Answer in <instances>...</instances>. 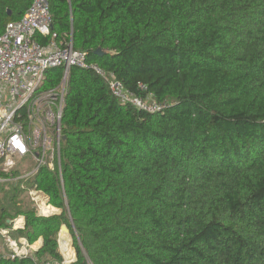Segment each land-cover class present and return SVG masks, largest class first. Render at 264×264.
Wrapping results in <instances>:
<instances>
[{"label": "trees", "instance_id": "trees-1", "mask_svg": "<svg viewBox=\"0 0 264 264\" xmlns=\"http://www.w3.org/2000/svg\"><path fill=\"white\" fill-rule=\"evenodd\" d=\"M32 1L0 0V34ZM50 2L58 39L69 35L89 63L132 92L147 85L166 107L122 103L93 70L72 66L61 168L0 189V226L23 214L17 235L43 244L0 253V264L63 261L64 223L73 264H264V0ZM62 78L49 69L43 88ZM24 181L62 212L15 209Z\"/></svg>", "mask_w": 264, "mask_h": 264}, {"label": "built area", "instance_id": "built-area-1", "mask_svg": "<svg viewBox=\"0 0 264 264\" xmlns=\"http://www.w3.org/2000/svg\"><path fill=\"white\" fill-rule=\"evenodd\" d=\"M50 1L33 0L25 14L8 22L0 34V189L15 178L28 181L42 166L51 170L61 168L62 119L72 66L93 70L122 103L151 113L166 107L165 102L154 98L147 85L139 84L144 95L132 92L98 63H89L87 54L74 48L69 35L58 39L52 30ZM42 38L49 40L43 43ZM57 67L63 69L62 81L56 87L44 89L47 71ZM25 161L31 169L14 178L18 164ZM24 188L29 191L38 215L50 216L52 209H56L49 195L36 185ZM7 224L0 226V237L9 247L6 255L11 259L29 255L32 244L13 234L26 228L25 215L8 218ZM76 256L58 264H73Z\"/></svg>", "mask_w": 264, "mask_h": 264}, {"label": "rangeland", "instance_id": "rangeland-1", "mask_svg": "<svg viewBox=\"0 0 264 264\" xmlns=\"http://www.w3.org/2000/svg\"><path fill=\"white\" fill-rule=\"evenodd\" d=\"M27 165L28 164H27L26 161H25V163L24 162L19 163L18 164V167H17L18 174H16V175L13 174V177L15 178V176H20L22 173H25L26 171H28L29 169H31L30 168L31 166H27ZM15 179L12 180V181L7 182L5 184H10V183H11L10 185H12V184H19V181L21 179H18V180H15ZM10 185L7 188H9ZM23 186L26 187V186H29V185H27V182H25V181L21 183L20 187L23 190L20 193H17L16 194V198L14 199V201L17 202L15 209L19 208L20 207L19 205H22V207H25L26 205H31V206L34 207V202L31 199V195L29 194V191L28 190H25V188ZM4 196H5V194L3 192L2 193L1 200L3 199ZM55 208L56 209H52V214L51 215L60 214L62 212V210L60 208H57V207H55ZM15 211L16 210H12V212H14V213H12L13 215H15V213H16ZM64 233H67V232H65V231L61 232V229H60V231H59V238H58V242H59V252L63 256V261L59 262L56 259H49L47 262H50L52 264H58V263L64 262L65 259L68 258V257L69 258H73L74 257V254L76 256V249L74 247V238H73V236L71 234V230H70V233H68V235H65V237L63 238V242H65L66 245H63V244L61 245V243H60V241L62 240L61 239V237H62L61 234H64ZM16 235H17V233H16ZM15 237H17V236H15ZM40 239L38 241H36L34 244H32V247L31 246L29 247V250H31V253H29V255L32 254V252H35L36 250H38L41 247V244L38 245ZM0 244H1V247H2V249H0L1 255H4V254L6 255V253L9 252V247L4 243V239L1 238V237H0ZM67 245H68V248H69V251L68 252H66L63 249V247H62V246L66 247Z\"/></svg>", "mask_w": 264, "mask_h": 264}, {"label": "water", "instance_id": "water-1", "mask_svg": "<svg viewBox=\"0 0 264 264\" xmlns=\"http://www.w3.org/2000/svg\"><path fill=\"white\" fill-rule=\"evenodd\" d=\"M9 13H11L10 10H9ZM96 53L99 54V55H101V54H103V50L101 48H99L98 50H96ZM63 138L65 139V135H63ZM63 231H65L67 233H70V228L67 226V224H63L61 226V232H63ZM41 239H42L41 240L42 241L41 246H42V244H43V238H41Z\"/></svg>", "mask_w": 264, "mask_h": 264}, {"label": "bare ground", "instance_id": "bare-ground-1", "mask_svg": "<svg viewBox=\"0 0 264 264\" xmlns=\"http://www.w3.org/2000/svg\"><path fill=\"white\" fill-rule=\"evenodd\" d=\"M47 208H50V207L45 206V209H47ZM54 211H55V210H54ZM65 235H68V233H64V234H62V240L60 241L61 245H62V244H63V245H66L65 242H63V238L65 237ZM62 247H63V249H64L66 252L69 251L68 245H67L66 247H64V246H62ZM68 258H69V257H68Z\"/></svg>", "mask_w": 264, "mask_h": 264}]
</instances>
